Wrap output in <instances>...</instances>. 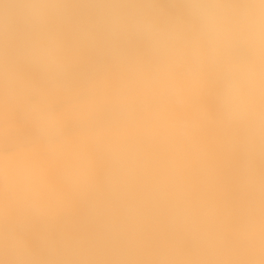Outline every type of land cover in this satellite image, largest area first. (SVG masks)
<instances>
[{"label": "bare ground", "instance_id": "bare-ground-1", "mask_svg": "<svg viewBox=\"0 0 264 264\" xmlns=\"http://www.w3.org/2000/svg\"><path fill=\"white\" fill-rule=\"evenodd\" d=\"M154 7L165 16L183 9L181 0ZM128 47L143 51L140 42ZM70 79L40 95L0 92L6 231L40 259L45 239L67 243L76 254L60 259L72 264L264 261V211L242 190V158L225 147L209 80L90 51ZM26 104L51 112L60 131L41 135Z\"/></svg>", "mask_w": 264, "mask_h": 264}, {"label": "clouds", "instance_id": "clouds-1", "mask_svg": "<svg viewBox=\"0 0 264 264\" xmlns=\"http://www.w3.org/2000/svg\"><path fill=\"white\" fill-rule=\"evenodd\" d=\"M155 2L0 0V92L65 89L85 51L209 80L225 147L242 158V190L264 211V0H181L182 11L167 16ZM132 42L143 51L131 54ZM25 112L44 137L60 131L44 108L26 104ZM44 247L48 258L40 259L23 235L0 224V264H72L60 259L76 254L67 243L61 249L45 239Z\"/></svg>", "mask_w": 264, "mask_h": 264}]
</instances>
